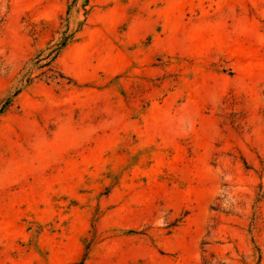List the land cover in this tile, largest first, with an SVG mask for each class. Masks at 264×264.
I'll list each match as a JSON object with an SVG mask.
<instances>
[{"label": "rangeland", "instance_id": "obj_1", "mask_svg": "<svg viewBox=\"0 0 264 264\" xmlns=\"http://www.w3.org/2000/svg\"><path fill=\"white\" fill-rule=\"evenodd\" d=\"M63 35L0 116V264H264V0H0V99Z\"/></svg>", "mask_w": 264, "mask_h": 264}, {"label": "trees", "instance_id": "obj_2", "mask_svg": "<svg viewBox=\"0 0 264 264\" xmlns=\"http://www.w3.org/2000/svg\"><path fill=\"white\" fill-rule=\"evenodd\" d=\"M69 39H70V35H63L58 43L48 48V53L43 58H40L41 52L34 57L35 62H33V65L25 71L20 81L22 83H25V85L21 88L16 89L13 93L9 94L7 97L0 99V116L11 107L13 100L17 97V95L21 92V90L30 84L32 79L31 76L35 70H40L42 68H45L43 71L39 73L38 76L42 75L46 79H49L51 81L64 78L63 75L51 65L55 60V58L57 57L58 53L69 41Z\"/></svg>", "mask_w": 264, "mask_h": 264}]
</instances>
